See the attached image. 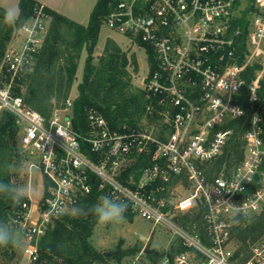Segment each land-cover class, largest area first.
Masks as SVG:
<instances>
[{"label":"built area","instance_id":"2783aa9c","mask_svg":"<svg viewBox=\"0 0 264 264\" xmlns=\"http://www.w3.org/2000/svg\"><path fill=\"white\" fill-rule=\"evenodd\" d=\"M240 4L114 0L103 23L128 40L129 55L144 51L148 71L141 88L148 101L136 127L112 128L89 109L83 132L72 126L70 99L47 116L15 90L42 46L50 16L36 5L19 27V44L5 50L0 81V111L13 116L29 166L47 181L35 215L28 199L13 217L21 236L27 234L23 252L30 262L37 261L38 240L51 221L96 189L171 232L156 264H264V233L249 243L245 259L236 253L234 233L243 218L264 212L257 110L241 135V158L214 168L232 133L222 125L244 115L240 98L256 104L264 77V0ZM145 156L150 162L143 164Z\"/></svg>","mask_w":264,"mask_h":264},{"label":"trees","instance_id":"16d2710c","mask_svg":"<svg viewBox=\"0 0 264 264\" xmlns=\"http://www.w3.org/2000/svg\"><path fill=\"white\" fill-rule=\"evenodd\" d=\"M113 2L114 0H96L89 13L86 25L77 23L45 7V11L57 24L64 23L72 29L74 36L72 48L76 52L75 58H78V54L83 49L86 51L81 81L77 83V94L72 101L71 121L73 128L78 132H83L87 127L86 114L89 109H95L100 112L112 128H119L123 124L136 127L144 115V108L148 101L146 92L143 89L136 88L134 90L132 88L126 69L128 58L115 41L107 39L103 54L95 56L97 63L95 64L92 61L100 25ZM17 4L18 15L14 22L9 21L6 11L0 8V20L3 19L5 21L6 28L0 34V81L3 78L5 69L3 56L12 29L14 26L20 27L31 17L38 2L36 0H18ZM246 12H244V15ZM244 20L245 17H243L242 21ZM55 52L56 38H53L50 43L44 45V48L39 53L40 62L49 61ZM149 58L151 59V57ZM132 64L136 68L133 57ZM29 70L30 68L17 80L15 90L18 94H21L25 78L29 77ZM37 71L39 72V70ZM37 71L33 75H37ZM68 71L67 87L69 88L76 68L70 67ZM59 79L61 83L64 77L60 76ZM60 88L61 84L59 85ZM48 99L49 96H47L46 100ZM239 100L243 104L245 113L241 118L230 119L222 125L221 128L231 129L232 133L229 135L221 155L214 161L215 169H218L224 162L231 165L234 161L241 158V135L247 128L251 113L255 110H258L262 116L261 136L264 138V77L260 81L258 101H256L255 105H249L245 98H240ZM28 101L34 105L36 110L45 115L46 107H43L33 99ZM0 112V136L2 139H6L5 146L1 147L0 145V184L6 186L5 190L0 192V227L15 231L18 236H21L13 222V217L21 203H16L12 197L23 194L12 184V173L8 167V162L16 150L15 140L16 138L18 139V127L10 113ZM141 162L143 164L149 163L150 158L145 156ZM137 166L138 164L135 165V167ZM43 183L46 188L47 181L43 180ZM98 198H100L99 191L93 189L90 194L79 196L70 209L51 221L45 233L38 240V259L35 264H101L104 261L106 256L103 252H99L90 241L93 228L97 223L96 217L91 214L77 215L78 209L88 212L89 206L95 204ZM25 200H28V198L26 197ZM129 214L128 211L125 212V215ZM234 233L239 243L236 253H242V258L245 259L249 254V243L256 241L264 233V212L243 218L235 226ZM14 250L15 247L13 246L0 247V251L8 257L13 255ZM148 255L153 257L156 253L152 252Z\"/></svg>","mask_w":264,"mask_h":264},{"label":"rangeland","instance_id":"374dc122","mask_svg":"<svg viewBox=\"0 0 264 264\" xmlns=\"http://www.w3.org/2000/svg\"><path fill=\"white\" fill-rule=\"evenodd\" d=\"M94 1L95 0H85V8H88ZM246 4L247 0H241V6L245 7ZM65 8L64 6L63 10ZM80 11L81 9L79 8V13H81ZM59 14L65 16L62 13ZM5 29V21L2 19L0 20V34L4 32ZM19 38V27L14 26L6 48H8L9 45L17 46L19 44ZM53 38H56L55 54L51 56L49 61L40 62L39 53L44 48V45L50 43ZM107 39L115 41L123 51L128 48V40L117 32L110 30L102 22L97 43L93 51V63L96 64V57L103 54ZM73 42L74 36L72 29L64 23L57 24L56 21L49 16L42 46L39 49L40 52L38 51L39 55L37 54L34 58L33 64L29 70V77L25 78L24 87L21 90V94L26 103L34 108V105L28 100L33 99L37 101V103L39 102L40 105L46 107L47 111L45 115L47 116L55 109L62 108L66 99L73 101L77 94V83L81 81L86 51L83 49L78 54V58H75L76 52L72 48ZM127 50L124 52L127 58L129 57L126 69L129 74L130 83L134 90L136 88L142 89V79L148 71L147 57L143 50L132 49V55H129V50ZM132 57L135 60L136 68H134L132 64ZM70 67H75L76 72L71 86L68 88V68ZM37 70H39V72ZM35 71H37V75H33ZM60 76L64 77L61 83L59 79ZM60 84L61 88L59 89ZM47 96H49L48 100H46ZM257 112L260 113L258 110ZM5 143L6 139H2L0 136L1 147H4ZM15 146L16 150L13 152V156H11L8 162V167L12 173L11 181L14 187L31 201L32 212L35 215L36 204L41 200L44 194L45 187L43 177L39 169L35 166H29L31 159L25 157L17 138L15 140ZM152 227L153 225L151 222L141 218L135 213H130L129 215H125V220L122 223L106 225L97 221L93 228L90 241L99 252L111 253L109 256H106L101 264H156L160 261L161 254L171 240V232L162 225H155L151 232ZM235 243L237 246L239 245L236 237ZM24 247L25 246L15 248L11 257H8L0 251V264H35L30 262L24 255ZM143 248H151L157 251L158 254L151 257L142 252Z\"/></svg>","mask_w":264,"mask_h":264},{"label":"clouds","instance_id":"9594fccd","mask_svg":"<svg viewBox=\"0 0 264 264\" xmlns=\"http://www.w3.org/2000/svg\"><path fill=\"white\" fill-rule=\"evenodd\" d=\"M6 16L9 21L14 22L15 13L13 11H7ZM6 186L0 184V192L5 190ZM16 203H21L26 197L23 195L12 197ZM128 209V204L122 200L115 199L111 196H102L98 198V201L89 206L88 212L83 209L77 210V215H94L99 223L112 224L122 223L125 220V212ZM63 214V213H61ZM27 241V234L18 236L15 231L7 230L0 227V247L7 248L13 246L15 248H21L25 246Z\"/></svg>","mask_w":264,"mask_h":264},{"label":"crops","instance_id":"0c3cea01","mask_svg":"<svg viewBox=\"0 0 264 264\" xmlns=\"http://www.w3.org/2000/svg\"><path fill=\"white\" fill-rule=\"evenodd\" d=\"M36 1L38 3H42L49 10L55 11L57 13L58 12L62 13L66 17L82 25L87 24L89 13L96 2L95 0L94 3H91L89 7L86 6L88 8H85V3H84L85 0H36ZM17 3H18V0H0V8L5 10L6 12L13 11L15 13V18H16L18 15V4ZM64 6L66 8L63 10ZM79 8L81 9L80 11L81 13H79Z\"/></svg>","mask_w":264,"mask_h":264},{"label":"water","instance_id":"95a60500","mask_svg":"<svg viewBox=\"0 0 264 264\" xmlns=\"http://www.w3.org/2000/svg\"><path fill=\"white\" fill-rule=\"evenodd\" d=\"M233 219H234V221H236V220L238 219V215L234 216ZM152 252L158 254L157 251H154V250L151 249V248H144V249H143V253H145V254H149V253H152ZM103 254H104L105 256H109L111 253H110V252H104Z\"/></svg>","mask_w":264,"mask_h":264}]
</instances>
